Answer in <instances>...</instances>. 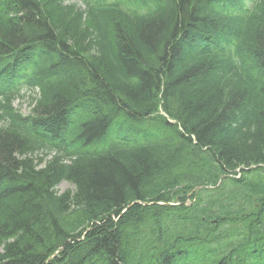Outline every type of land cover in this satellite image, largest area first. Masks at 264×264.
Listing matches in <instances>:
<instances>
[{
	"label": "trees",
	"instance_id": "trees-1",
	"mask_svg": "<svg viewBox=\"0 0 264 264\" xmlns=\"http://www.w3.org/2000/svg\"><path fill=\"white\" fill-rule=\"evenodd\" d=\"M79 1L0 0V264H264V0Z\"/></svg>",
	"mask_w": 264,
	"mask_h": 264
},
{
	"label": "rangeland",
	"instance_id": "rangeland-1",
	"mask_svg": "<svg viewBox=\"0 0 264 264\" xmlns=\"http://www.w3.org/2000/svg\"><path fill=\"white\" fill-rule=\"evenodd\" d=\"M68 3H75L78 1L77 0H67ZM25 94L23 95V97L19 98L16 102H14V107L20 111L21 114H23L24 116L26 115H29L30 114V111H31V108H32V105H31V98H30V94L29 92L25 91L24 92ZM34 96H39V92H34ZM116 137L115 135L112 137L114 138ZM107 145H109V142H106L100 146H98L96 148V150L98 151H102V150H105L107 148ZM73 187L69 184V183H63L60 187V192L61 193H64V192H67V191H72ZM0 251H1V248H0Z\"/></svg>",
	"mask_w": 264,
	"mask_h": 264
}]
</instances>
